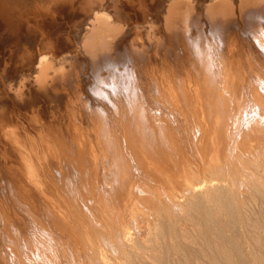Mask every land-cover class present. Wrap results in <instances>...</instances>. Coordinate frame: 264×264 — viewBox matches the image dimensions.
<instances>
[{
    "label": "bare ground",
    "instance_id": "6f19581e",
    "mask_svg": "<svg viewBox=\"0 0 264 264\" xmlns=\"http://www.w3.org/2000/svg\"><path fill=\"white\" fill-rule=\"evenodd\" d=\"M0 210V264H264V0H0Z\"/></svg>",
    "mask_w": 264,
    "mask_h": 264
},
{
    "label": "rangeland",
    "instance_id": "374dc122",
    "mask_svg": "<svg viewBox=\"0 0 264 264\" xmlns=\"http://www.w3.org/2000/svg\"><path fill=\"white\" fill-rule=\"evenodd\" d=\"M254 114H255L254 116H257V111H256V113H254ZM248 120H249V119H248ZM248 120L243 121L244 126L247 125L246 122H247ZM254 120H255V117H254ZM245 123H246V125H245ZM187 151H188V150H187ZM189 152H190V151H189ZM189 152H188V153H189ZM190 153H191V156H192V152H190ZM21 176H22V174H21ZM22 180L25 181V179H24L23 177H22ZM24 181H22V184H23V185H21V186L23 187L22 190L25 189L24 192L21 190V191H22V192H21L22 196H25V194H26L25 191H26V192L29 191L27 194H30V195H29L30 197H29L28 195H26V196H28L29 198H32V197H33V198H37L36 194H40V192H36V191H39V189H38L37 187H35V185H34V186H32V184L29 185L28 182H26V183H28V187H27L26 184H25L26 186H24V183H23ZM78 181H79V180L75 181V183H74L75 185H74V186L77 185L76 182H78ZM55 183H56V182H55ZM55 183L53 182L52 184L55 185V186L59 184V183H58V184H57V183L55 184ZM31 186L35 188V189L33 188V192L36 193V194H32V193H33L32 190H31L32 188L30 189ZM55 186H54V187H55ZM24 187H25V188H24ZM27 188H28V189H27ZM26 189H27V190H26ZM29 189H30V190H29ZM36 189H37V190H36ZM58 189L62 190V187H60L59 185L57 186V190H56V191H57L58 193H60V194H61V192L64 193V190H62V191L60 192V190H58ZM30 192H31V193H30ZM23 193H25V194L23 195ZM65 195H66V193H64V195H62V196L65 197ZM22 196H21V197H22ZM35 196H36V197H35ZM38 196H39V195H38ZM40 196H41V194H40ZM40 196H39V197H40ZM66 196H67V195H66ZM28 197H27L26 200H24V199H25V198H24L23 201H24V202L26 201V202L30 203L31 201H29ZM39 197H38V198H39ZM40 198H41V197H40ZM66 198H67V200H68V201H66V202L69 203V202H70V199H69L68 197H66ZM21 199H22V198H21ZM64 199H65V198H64ZM31 200H33L31 203L34 204V205H36V204L38 203L36 206H38V205H39V206H38L37 208L35 207L36 209H38V208L41 209V208H45V207H47V206L43 207V204L40 202V200L42 201V199H39V200H38V199H36V200L31 199ZM37 200H38V201H37ZM20 201H21V200H20ZM23 201H21L22 204H21L20 207H19L20 209H21V206H22V207H23V206L26 207L27 205H29V204L27 203L26 206H25V205H24L25 203H24ZM35 201H36V202H35ZM33 202H34V203H33ZM39 203L41 204V208H40V204H39ZM43 203H44V202H43ZM69 204H70V203H69ZM44 205H45V203H44ZM30 206H32V205H30ZM12 208H13V207H12ZM14 208H15V209H18L17 211L20 210L17 206H14ZM30 208L32 209V211L34 210V212H37V210H35V208H33V207H30ZM22 209H23V208H22ZM26 209H28V214L30 213V212H29V206H28V207L24 208L23 210H20V211H19V217H20V214L24 213V211H25ZM45 210H46V209H44V211H45ZM0 211H1V210H0ZM32 211H31V214H29V216H28L29 218L26 216V215H28L26 211H25L26 215L23 214V215H24V217H23L24 219H23V220H26V221L23 222V221L21 220V222H22L25 226H26V223H27L28 226L25 227V226L21 225L22 227H24V228L27 229V230H25L24 228H23V229L21 228V230H22V231H27L28 234H27V233H26V234H27L28 236H29V234L31 233L30 236H32V237H30V236L27 237V235H26V237H27L29 240L31 239V242L34 241V242H33V244H34L33 247H36V248H39V247H40V248H41L42 245H43L42 242H45V241H46V240H45V237H44V232L47 231V229L53 230V228H52L53 223H49V224L51 225L50 227H51L52 229H51L50 227H48L49 224H45V223H46L45 220H48V219L45 217V215H44V214H46V211H45V212H41V213H44V214H43L44 216H43L42 214L40 215V216H42L44 219H45V218H46V219H45L44 221H42L41 218H39L40 216H39L38 214L40 213V211H43V209L38 210L39 213H37V216H39L38 218H39V222H40V223L37 222L38 219H36L37 216H36L35 214H34V216H35V218H34V216L32 215V214H33ZM20 212H21V213H20ZM0 213H1V212H0ZM0 215H1V214H0ZM46 215H47V214H46ZM2 216H3V215H1L0 218H3ZM21 216H22V215H21ZM25 216H26V217H25ZM30 216H31V217L33 216V217L31 218ZM47 217H48V215H47ZM25 218H26V219H25ZM43 218H42V219H43ZM48 218H49V217H48ZM29 219H30V222L32 223V225L34 224L35 227H31V226H32V225H30L31 223L28 222ZM35 219H36V220H35ZM50 219H51V218H49V221H47V223H48V222H52ZM1 220H2V221H1ZM31 220H32V221H31ZM41 221L44 222V224H42ZM0 222H3L2 224H4V223L6 224V221L4 222V219H0ZM34 222H35V223H34ZM22 223H21V224H22ZM38 223H39V224H38ZM80 223H82V222H80ZM2 224H0V226H1ZM5 224H4V225H5ZM36 224H37V225H36ZM40 224H41V225H40ZM4 225H2L1 228H2ZM29 225H30V227H29ZM39 225H40L41 227L43 226V227H45V228H41V227H39ZM44 225H48V226H44ZM82 225H83V224H82ZM135 225H136V224H135ZM137 225H138V224H137ZM139 225H140V224H139ZM6 227H8V228H6ZM46 227H47V228H46ZM53 227H54V226H53ZM9 228H10L9 226H4V229H6V230H8V231H9V230H10V231L12 230V231H13V234H14V230H13V229H9ZM30 228H34L36 231H35L34 229H32L31 232H30V231H29ZM28 229H29V230H28ZM38 229H39V230H38ZM40 229H41V230H40ZM2 230H3V229H0V231H1V233H2V235L0 234V238H1V240H2L3 233H4V234L6 233V235L9 234V232H5V230H3V232H2ZM12 231H11V232H12ZM53 231H54V230H53ZM29 232H30V233H29ZM32 232H34V233L36 232V233L33 234ZM38 232H40V233H38ZM21 233L23 234V232H21ZM10 234H11V233H10ZM24 234H25V233H24ZM32 234H33V235H32ZM35 235H36V238H35ZM38 235L40 236L39 238H38ZM42 235H43V236H42ZM41 236H42V238H41ZM3 237H4V236H3ZM21 237H22V238H21V245H23V247H24L25 240H26V242H28V239L23 240V238H26V237H24V235H21ZM32 239H33V240H32ZM34 239H35V240H34ZM39 239H40V241H39ZM1 240H0V241H1ZM22 241H23L24 243H23ZM37 241H38V242H37ZM1 242H3V240H2ZM31 242L29 241V243H31ZM29 243H28V244H29ZM37 243H38V244H37ZM45 243L47 244V246H49V241H46ZM36 245H38V246H36ZM31 246H32V244H31ZM23 247L21 246V248H23ZM109 257L114 258V255L111 254V255H109ZM111 260H113V259H111ZM113 261H114V260H113ZM113 261H110V262L112 263ZM112 264H113V263H112Z\"/></svg>",
    "mask_w": 264,
    "mask_h": 264
}]
</instances>
